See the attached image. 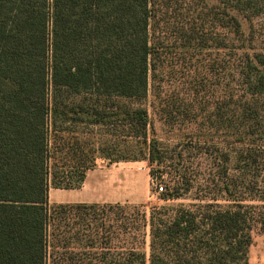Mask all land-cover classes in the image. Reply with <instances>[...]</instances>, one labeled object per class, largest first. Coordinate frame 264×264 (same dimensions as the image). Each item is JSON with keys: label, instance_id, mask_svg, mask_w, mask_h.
<instances>
[{"label": "trees", "instance_id": "1", "mask_svg": "<svg viewBox=\"0 0 264 264\" xmlns=\"http://www.w3.org/2000/svg\"><path fill=\"white\" fill-rule=\"evenodd\" d=\"M251 5L0 0V264L63 255L69 264H252L253 232H264V47L233 13ZM181 89L196 101L210 91L199 101L205 114L190 118L203 133L168 155L141 101L170 118ZM99 158L147 159L154 178L169 161L176 175L160 198L194 189L195 200L148 213L49 204L50 187H79ZM188 160L198 166L192 176L178 172Z\"/></svg>", "mask_w": 264, "mask_h": 264}, {"label": "rangeland", "instance_id": "2", "mask_svg": "<svg viewBox=\"0 0 264 264\" xmlns=\"http://www.w3.org/2000/svg\"><path fill=\"white\" fill-rule=\"evenodd\" d=\"M190 1L198 6L206 2L209 4L215 3V0ZM233 13L239 19L244 37L251 38L249 42L253 46L257 48L264 47V0H252L251 7L245 12L233 9ZM245 43L248 44V41H245ZM185 77L184 79H186ZM176 83L178 84V81ZM187 85L185 84L184 87H187ZM185 92L181 89L179 96L174 93V104L171 108L173 112H171L170 118H167L163 112L161 113L159 110H154L150 105L148 106L150 98L141 101L143 106L148 107L149 120L151 121L150 137H156L164 146L166 145L168 155H170L169 149L180 140L186 139L189 133L193 134V140L202 137L203 131L200 127V118L192 119V121L190 118L193 116L202 117L205 114V111H199V107L203 105V102L199 101L209 99L210 91L202 90L199 92L196 95L198 101L194 99V92L189 96ZM161 97L165 99L163 95ZM182 97L184 99L181 100ZM180 101H182L181 105ZM228 147L231 148L232 146ZM193 148L192 152H196L197 147ZM185 165V167H183L184 165L180 166L178 172H184L192 176L193 173L199 171L197 170L196 160L194 162L188 160ZM153 167H155V164L150 163L147 159L109 163L99 158L96 164L87 170L85 179L79 187L71 189L50 187L48 191L49 204L60 202L122 203L137 206L140 210L148 213L153 206L191 203L195 200L193 196L194 189L181 198L161 199L160 194L155 190V185L162 184L165 189L169 185L170 179L175 177L176 168L171 165V162L166 161L159 166L161 177L154 178L150 173ZM233 173L230 168V174ZM144 238L145 242L141 246L148 253V228L144 233ZM62 258L60 260L59 257L54 259V264H69L65 255ZM249 259L252 264H264V232L260 230L253 232V240L249 248ZM83 264L87 263L83 261Z\"/></svg>", "mask_w": 264, "mask_h": 264}, {"label": "built area", "instance_id": "3", "mask_svg": "<svg viewBox=\"0 0 264 264\" xmlns=\"http://www.w3.org/2000/svg\"><path fill=\"white\" fill-rule=\"evenodd\" d=\"M163 189H164V187H163L162 184H156L155 185V190H156L157 193L163 191Z\"/></svg>", "mask_w": 264, "mask_h": 264}]
</instances>
